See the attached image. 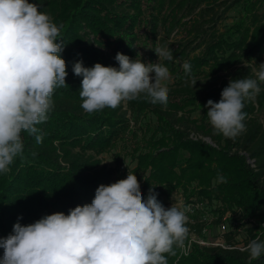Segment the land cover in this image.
Segmentation results:
<instances>
[{
	"label": "trees",
	"instance_id": "trees-1",
	"mask_svg": "<svg viewBox=\"0 0 264 264\" xmlns=\"http://www.w3.org/2000/svg\"><path fill=\"white\" fill-rule=\"evenodd\" d=\"M29 2L41 4L40 11L49 14L57 25H64L58 39L64 43L61 57L67 65V87L55 89L53 111L46 122L36 126L41 130L43 142L38 144L34 136L22 133L23 158L17 157L10 172L0 174V238L12 233L18 217H22L19 223L28 225L56 212L67 215L76 206L91 204L98 186L109 185V173L99 168L96 157L114 146L124 132L126 112L121 105L116 109L86 113L80 106L82 77L73 73V64L82 61L83 66L89 68L96 63L119 68L115 60L118 52L132 60L136 55L139 27L150 35L149 60L153 61L159 25L166 26L164 22L169 19L165 30L172 31L182 20L179 14L186 13L196 15L190 31L196 37L202 36L198 46L203 45V49L189 62L191 72L186 75L183 69L176 85L169 89L166 106L154 105L143 95L129 101L131 108L133 102L137 103L136 112L150 108L159 121L161 133L159 139L153 138L146 144L151 152L137 154L133 174L140 181V174L150 167L148 177H143L141 190L144 193L158 185L159 201L171 198L179 189L186 204L203 203L213 218L211 223L199 221L202 212H196L191 216L194 223L188 221L187 226L206 239L217 238L216 227L227 211L241 212L243 221L238 226L241 232L230 227L224 235L225 243L231 248L192 245L189 252L183 254L181 248L174 246L175 256L165 254L168 264H264V254L251 260L249 253L241 250L257 237L264 240L261 233L264 122L256 115L258 108L264 111V84L259 95L245 101V130L234 139L214 133L204 107L209 99L219 102L230 79L253 77L252 63L264 59V0H225L221 15L237 9L242 16L220 34L217 31L207 34L201 24V21L209 23L212 29L221 18L213 8L216 0ZM204 66L209 68L208 72L201 71ZM200 74L209 78V83L202 85L196 81L193 86L192 81ZM170 98H179L183 103L172 102ZM197 101L204 107L199 121L191 119L184 111ZM191 133L207 138L210 143L189 138ZM137 151L138 148L134 152ZM248 159L253 161V166ZM218 173L227 183L217 181ZM204 227L209 229L208 235L202 234ZM3 252L0 248V258Z\"/></svg>",
	"mask_w": 264,
	"mask_h": 264
},
{
	"label": "clouds",
	"instance_id": "clouds-1",
	"mask_svg": "<svg viewBox=\"0 0 264 264\" xmlns=\"http://www.w3.org/2000/svg\"><path fill=\"white\" fill-rule=\"evenodd\" d=\"M41 7L29 0H0V174L10 172L17 157L23 158L22 133L43 142L36 126L53 111L55 89L67 87L64 43L58 39L64 25H57ZM154 51L159 61L173 60L166 46ZM115 60L119 68L73 64V73L82 77L80 106L86 113L116 109L141 95L154 105H167L166 66L119 52ZM182 67L186 75L191 72L190 63ZM252 71L253 77L230 79L219 102L209 99L204 106L215 134L234 139L245 130V101L261 92L264 63ZM217 181L227 183L219 173ZM154 188L145 198L137 176L128 171L126 178L98 186L91 204L76 206L67 215L56 212L28 225L18 217L12 233L0 238V264H168L165 254L175 256L174 246L182 249L188 238L190 209L183 204L165 208ZM241 250L258 259L264 254V240L257 237Z\"/></svg>",
	"mask_w": 264,
	"mask_h": 264
},
{
	"label": "rangeland",
	"instance_id": "rangeland-1",
	"mask_svg": "<svg viewBox=\"0 0 264 264\" xmlns=\"http://www.w3.org/2000/svg\"><path fill=\"white\" fill-rule=\"evenodd\" d=\"M224 1L225 0H216V2H213L214 11L218 15V17L221 18L216 21V24L213 26L212 29L209 28L211 27L209 23L201 21L203 29H206L207 34L212 31H217V34L223 33L229 26L233 25L241 19L242 14L237 9H231L225 15H221L223 9L222 3ZM179 16L182 17V20L180 24L176 26L172 31L165 30V28L168 27L169 19L164 22L166 26L160 24L158 27V34L156 39V48L158 46H166L172 50V61L163 58H161L159 61V57L156 53L154 55L153 61H150V35L147 30H145V28L143 27H139L137 29L140 41H138L137 43L136 55L134 56L133 60L141 59L142 61H144V63L160 62L161 64L166 66L170 73V79L164 81L163 83L167 85L168 89L176 85L177 79L178 77H180L181 72L183 71L182 64L184 62L189 63L190 61H192L196 56H199L201 54L200 52L203 49V45L198 46L199 43H201L200 41L202 40V36L196 37V34L193 32L191 33L190 31L191 23H193V21L195 20L196 15L181 13L179 14ZM206 19L209 18L207 17ZM145 35L148 38L145 37ZM144 37L147 38V40L144 39ZM137 53H140L141 56L137 57ZM261 63H264V59H261L259 63L254 61L252 63V67H258V65ZM201 71L208 72L209 68L204 66L201 68ZM223 74L224 73H222L221 75ZM150 75L154 77V73ZM195 80H197L202 85H205L210 81L209 78L204 77L203 74L198 75ZM170 100L172 102L180 104L183 103V101L179 98H170ZM121 105L122 111L126 112L124 117L125 130L116 139L114 146H112L105 152L99 153V155L96 157L99 162V168L103 167L109 173V184L114 183L120 179L126 178L128 175V171L133 173V171L137 168V154H145L151 152L147 148L146 144L149 143V141L153 138L157 140L161 137V133L158 131L159 121L152 115L150 108H143L141 112H136L134 110L135 105H137L136 102H133L132 108L130 107L129 101L124 102ZM203 108V103L201 101H197L194 105L186 106L184 108V111H186V114L191 119L199 121L202 117ZM256 115L262 122H264L263 109L258 108L256 111ZM198 136L203 138V136L199 134ZM205 142L210 143L209 140ZM137 148L138 151L134 152ZM152 153H155V150H153ZM186 156L187 155L184 154L182 157L185 158ZM149 171L150 167L140 174V176L142 177V179L138 181L140 183V189L141 183L143 182V177H148ZM151 187H155L154 191L157 192L158 185H153ZM149 189L146 190V192L144 193L141 190L144 197H147L146 194H148ZM182 199L185 203L184 194L181 192V190L178 189L172 194L171 198H161L160 201L162 202L165 208H170L172 204H181L180 201ZM241 219L240 221H243V219ZM261 228V233H264V224L261 225Z\"/></svg>",
	"mask_w": 264,
	"mask_h": 264
},
{
	"label": "built area",
	"instance_id": "built-area-1",
	"mask_svg": "<svg viewBox=\"0 0 264 264\" xmlns=\"http://www.w3.org/2000/svg\"><path fill=\"white\" fill-rule=\"evenodd\" d=\"M189 138L193 140L197 139H202L204 141H207V138H201L200 136L195 135L194 133H191L189 135ZM251 166H253V161L247 160ZM180 201V200H179ZM181 204H184L185 206L189 207V211L187 213L189 217V222L194 223V220L192 219V215H194L196 212H202V217L199 221H204L207 224H210L211 221L213 220L212 216L205 210L203 203L199 202H191V203H184L183 199L180 201ZM170 207V206H168ZM239 219V220H238ZM241 216H240V211H237L235 213H232L230 211H227L224 216L222 217L221 221L218 223L216 229H217V238L215 240H209L204 238L203 236H199L189 229V235L186 244L182 248V253L187 254L192 247V245H198L200 247H215L219 246L222 248H231L228 247V245L225 243V238L224 235L229 231V228L231 227L232 229H237V231L240 233L241 230L238 228ZM216 220V219H215ZM242 220V219H241ZM202 234L203 235H208L209 234V229L207 227H204L202 229ZM237 245L236 247H238ZM241 246V245H240ZM239 246V247H240Z\"/></svg>",
	"mask_w": 264,
	"mask_h": 264
}]
</instances>
